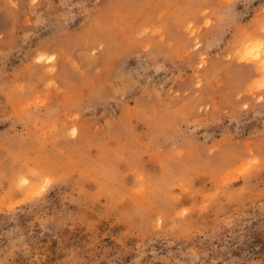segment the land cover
<instances>
[{
    "label": "rangeland",
    "instance_id": "rangeland-1",
    "mask_svg": "<svg viewBox=\"0 0 264 264\" xmlns=\"http://www.w3.org/2000/svg\"><path fill=\"white\" fill-rule=\"evenodd\" d=\"M264 0H0V264H264Z\"/></svg>",
    "mask_w": 264,
    "mask_h": 264
},
{
    "label": "snow or ice",
    "instance_id": "snow-or-ice-1",
    "mask_svg": "<svg viewBox=\"0 0 264 264\" xmlns=\"http://www.w3.org/2000/svg\"><path fill=\"white\" fill-rule=\"evenodd\" d=\"M260 46H261V47H264V41L261 42V45H260Z\"/></svg>",
    "mask_w": 264,
    "mask_h": 264
}]
</instances>
